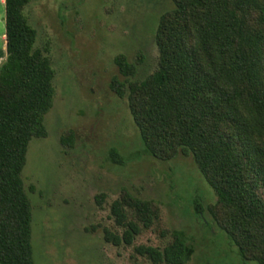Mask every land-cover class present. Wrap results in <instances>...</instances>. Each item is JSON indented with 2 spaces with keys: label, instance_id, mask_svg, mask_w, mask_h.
I'll list each match as a JSON object with an SVG mask.
<instances>
[{
  "label": "trees",
  "instance_id": "16d2710c",
  "mask_svg": "<svg viewBox=\"0 0 264 264\" xmlns=\"http://www.w3.org/2000/svg\"><path fill=\"white\" fill-rule=\"evenodd\" d=\"M29 0H4L5 58L0 63V264H35L32 206L21 170L28 142L47 135L55 69L35 46L36 28L24 11ZM157 67L136 76L125 55L115 57L122 78L111 87L126 98L142 140L141 153L170 159L191 154L216 194L193 199L206 227L215 223L245 264H264V0H173L155 28ZM72 130L61 140L71 143ZM34 188V185H31ZM104 193L96 200L102 201ZM122 230L104 237L130 244L159 215L152 199L124 191L110 203ZM208 213L211 218L206 216ZM162 247L137 243L153 262L184 264L194 246L171 228ZM166 230H162L165 234Z\"/></svg>",
  "mask_w": 264,
  "mask_h": 264
},
{
  "label": "rangeland",
  "instance_id": "374dc122",
  "mask_svg": "<svg viewBox=\"0 0 264 264\" xmlns=\"http://www.w3.org/2000/svg\"><path fill=\"white\" fill-rule=\"evenodd\" d=\"M172 6L173 0H29L25 5L37 31L35 46L55 69L53 104L44 115L47 135L29 140L21 170L32 206L35 264H172L155 263L134 249L137 243L162 247L171 228L183 229L194 246L184 264H245L225 232L215 223L206 227L195 214L194 198L207 205L216 194L192 155L161 159L141 153L126 98L110 85L114 75L122 78L118 55L135 62L140 78L157 67L155 28ZM4 58L0 0V63ZM71 130L72 142H63ZM124 191L155 201L159 215L132 243L115 244L104 237V227L122 230L110 203ZM98 193H104L100 203Z\"/></svg>",
  "mask_w": 264,
  "mask_h": 264
}]
</instances>
